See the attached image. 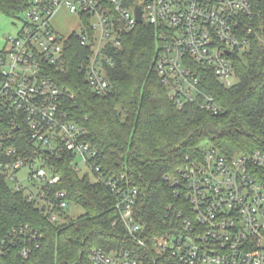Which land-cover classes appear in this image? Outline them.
Returning a JSON list of instances; mask_svg holds the SVG:
<instances>
[{"label":"built area","instance_id":"built-area-1","mask_svg":"<svg viewBox=\"0 0 264 264\" xmlns=\"http://www.w3.org/2000/svg\"><path fill=\"white\" fill-rule=\"evenodd\" d=\"M7 1L18 6L13 18L23 22L22 31L0 51V177L10 188L52 223H62L58 210L68 213L72 205L66 192L49 197V186L61 180L51 167L53 159L69 155L75 172L85 169L83 176L110 188L126 245L94 250L92 264H264L263 151L229 159L211 146L177 176H167L181 205L166 213L168 228L152 235L140 220L138 187L126 175L103 171L98 150L86 141L87 131L64 110L73 95L49 75L52 69L65 70L77 36L85 51L77 55L80 71L96 95L108 96L113 90L108 70L115 65L113 52L121 47L122 34L153 26L159 31L155 68L171 101L220 115L223 108L207 88L210 77L233 86L235 58L255 40L264 45L251 1ZM61 10L80 19L79 33L65 37L54 29L52 21ZM41 239L26 225L13 228L0 246H22L20 255L27 259Z\"/></svg>","mask_w":264,"mask_h":264},{"label":"trees","instance_id":"trees-1","mask_svg":"<svg viewBox=\"0 0 264 264\" xmlns=\"http://www.w3.org/2000/svg\"><path fill=\"white\" fill-rule=\"evenodd\" d=\"M250 1L256 28L262 31L264 0ZM0 11L9 17L20 13L7 0H0ZM158 36L159 31L148 25L122 34V45L113 52L115 65L108 70L113 89L108 96L96 95L80 71L77 55L85 51L77 36L65 70L49 71L57 85L73 95L64 110L87 131L86 141L98 150L103 171L111 177L126 175L138 187L140 220L152 235L168 228L166 213L181 205L166 177L177 176L187 163L200 159L204 143L210 142L229 159L264 152V45L255 40L248 52L235 58L238 82L233 86L210 77L207 88L223 108L213 116L196 104L179 108L171 101L155 68ZM72 161L65 155L50 162L61 180L49 186V197L66 192L69 202L85 211L73 217L58 210L62 223L50 222L0 177V240L26 225L42 235L27 259L20 255L22 246L1 245L0 264H92L94 250L126 245L125 231L117 221L116 195L75 172Z\"/></svg>","mask_w":264,"mask_h":264},{"label":"rangeland","instance_id":"rangeland-1","mask_svg":"<svg viewBox=\"0 0 264 264\" xmlns=\"http://www.w3.org/2000/svg\"><path fill=\"white\" fill-rule=\"evenodd\" d=\"M54 29L63 36H69L73 32L79 33L81 30V21L74 15L66 10L58 12L56 17L52 21ZM23 29V22L13 17H9L0 11V51L9 47V39L16 38ZM231 83L236 84L238 79L231 78ZM212 145L210 142L203 144V149L210 148ZM87 171L83 169L81 176L87 174ZM25 173H22V177H25ZM93 179V178H92ZM27 183V181H24ZM68 213L73 217H78L85 213L84 209L77 205H70Z\"/></svg>","mask_w":264,"mask_h":264},{"label":"water","instance_id":"water-1","mask_svg":"<svg viewBox=\"0 0 264 264\" xmlns=\"http://www.w3.org/2000/svg\"><path fill=\"white\" fill-rule=\"evenodd\" d=\"M136 17H137L138 23L141 24L142 23V13H141V9L139 6L136 8Z\"/></svg>","mask_w":264,"mask_h":264}]
</instances>
